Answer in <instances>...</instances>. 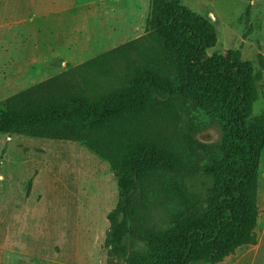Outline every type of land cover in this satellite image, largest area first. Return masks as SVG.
<instances>
[{
	"label": "trees",
	"instance_id": "trees-1",
	"mask_svg": "<svg viewBox=\"0 0 264 264\" xmlns=\"http://www.w3.org/2000/svg\"><path fill=\"white\" fill-rule=\"evenodd\" d=\"M146 33L7 99L0 134L78 141L112 164L120 190L108 214L113 255L129 264H215L257 242L264 112L250 119L259 99L253 65L238 50L206 57L217 33L181 0H151ZM110 59L124 65L118 89L92 102L88 86L109 75ZM157 114L178 124L181 152L150 138ZM207 129L216 137L200 140ZM150 174L172 200L161 234L127 226L152 201Z\"/></svg>",
	"mask_w": 264,
	"mask_h": 264
},
{
	"label": "rangeland",
	"instance_id": "rangeland-1",
	"mask_svg": "<svg viewBox=\"0 0 264 264\" xmlns=\"http://www.w3.org/2000/svg\"><path fill=\"white\" fill-rule=\"evenodd\" d=\"M150 1L0 0V107L21 91L146 35ZM181 4L205 17L217 33L206 57L238 50L252 63L259 99L250 119L263 113L264 0ZM107 67L109 75L88 86L92 102L118 89L123 62L110 59ZM149 131L167 147L179 152L185 147L172 118L155 115ZM216 135L207 129L199 138L211 141ZM145 183L152 201L127 226L161 234L169 225L172 200L158 175L150 174ZM119 199L112 164L83 143L0 134V264H129L128 255L107 248L108 214ZM256 206V244L241 245L215 264H264V148ZM134 247L142 250L144 244Z\"/></svg>",
	"mask_w": 264,
	"mask_h": 264
}]
</instances>
